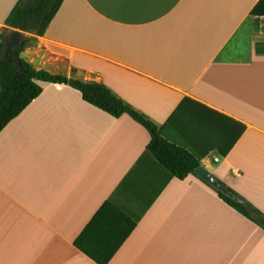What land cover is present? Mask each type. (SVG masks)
Instances as JSON below:
<instances>
[{"label":"crops","instance_id":"1","mask_svg":"<svg viewBox=\"0 0 264 264\" xmlns=\"http://www.w3.org/2000/svg\"><path fill=\"white\" fill-rule=\"evenodd\" d=\"M18 1L0 0V41ZM258 1L64 0L25 49L106 84L264 213ZM40 84L0 132V264H100L124 237L106 264H264V228L197 175L172 177L145 127Z\"/></svg>","mask_w":264,"mask_h":264},{"label":"trees","instance_id":"2","mask_svg":"<svg viewBox=\"0 0 264 264\" xmlns=\"http://www.w3.org/2000/svg\"><path fill=\"white\" fill-rule=\"evenodd\" d=\"M64 0H19L6 20V28L1 33L0 41V132L16 116H18L43 91L41 81L63 83L74 87L82 93L83 99L114 117L129 115L147 129L151 136L147 150L165 167L172 177L185 179L189 174L197 175L203 182L213 188L229 205L235 207L247 218L264 228V213L249 200L228 186L221 183L233 194L244 199L247 205L237 202L214 188L201 178L196 168L201 165L202 157L185 144L175 141L163 132V127L155 123L145 113L137 110L131 104L118 96L110 87L99 81H89L80 78L76 69L70 76L53 74L44 69H37L31 62L22 59L17 65V58H4L1 49L5 47V37L11 29H18L35 36L45 33L49 23L60 9ZM254 16H264V0H259L251 10ZM33 37H28L15 52L21 53ZM4 40V42H3ZM88 232V228L84 233ZM125 238V237H124ZM114 245L107 259H96L94 254L81 246L77 239L75 244L95 258L100 264H106L124 240Z\"/></svg>","mask_w":264,"mask_h":264},{"label":"water","instance_id":"3","mask_svg":"<svg viewBox=\"0 0 264 264\" xmlns=\"http://www.w3.org/2000/svg\"><path fill=\"white\" fill-rule=\"evenodd\" d=\"M29 37V34L27 32L18 30V29H12L10 31V34L6 35L5 37V52H4V58H8L9 56H13L17 58V65L21 62L22 59L27 60V56L34 57V60L32 62L33 66L38 68V69H44L49 72L52 66H48L45 64L44 59L39 55V56H34L33 53H28L26 54L25 52L17 53L15 52V48L20 46L21 43L26 40ZM58 74H68V70H64L63 72H59ZM195 172L203 178L205 181L210 183L214 188L217 190L223 192L233 200L240 202L244 205H247V202L238 197L237 195L233 194L231 191H229L222 183L221 181L214 176L204 165H200L199 167L196 168Z\"/></svg>","mask_w":264,"mask_h":264},{"label":"rangeland","instance_id":"4","mask_svg":"<svg viewBox=\"0 0 264 264\" xmlns=\"http://www.w3.org/2000/svg\"><path fill=\"white\" fill-rule=\"evenodd\" d=\"M8 35V34H7ZM3 42H4V40H3ZM1 51H2V54H3V56H4V52H5V47H4V45H3V48L1 49ZM22 52H25L26 54H27V51H26V49L24 48V50L22 51ZM27 59H32V60H34V57H30V56H27ZM46 64V63H45ZM38 69V68H37ZM50 71L52 72V73H56L58 70L53 66L51 69H50Z\"/></svg>","mask_w":264,"mask_h":264}]
</instances>
